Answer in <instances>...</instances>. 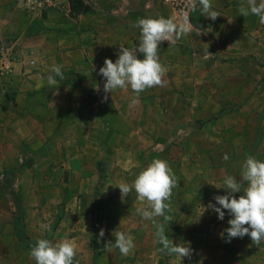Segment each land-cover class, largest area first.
Here are the masks:
<instances>
[{
    "label": "crops",
    "instance_id": "0c3cea01",
    "mask_svg": "<svg viewBox=\"0 0 264 264\" xmlns=\"http://www.w3.org/2000/svg\"><path fill=\"white\" fill-rule=\"evenodd\" d=\"M82 1L88 8L75 16L69 14L64 0L56 10L37 18L27 15L18 0H0V44L13 45L15 59L12 73L0 81L1 159L38 162H27L17 173L24 182L15 181L11 187L19 197L29 246L15 236L11 216L0 219V264H36L30 250L41 239L39 201H27V191L36 186L26 178L39 177V146L45 145L55 147L52 151L58 158L54 160L65 161L56 167L58 174L61 170L73 176L115 178L112 185L104 184L105 193L110 189L120 194V183L132 182L154 159L166 160L179 178L166 211L171 221L165 222L174 230L167 236L174 244L192 249L191 258L182 259L165 251L168 264H264V241L256 246L245 235L226 243L224 230L231 219L227 210L219 220L214 211L202 208L215 204L214 196L226 194L228 175L242 184L243 191L247 183L241 177L242 166L206 170L201 164L214 165L225 154L242 165L249 155L264 162V133L255 148L232 151L231 146L249 142L252 124L235 118L229 84L216 83L233 76L208 71L212 53L224 51L221 47L228 42L251 41L249 34L259 27L260 18L240 16L238 9L242 3L247 6L246 0H211L212 10L220 14L214 21L202 15L198 5L189 15L202 34L161 42L159 59L167 69L164 86L146 89L132 104L135 93L130 87L103 92L105 80L97 74L99 68L105 58L115 62L120 46L138 47L140 30L133 27L138 19L164 17L179 22L182 15L158 0ZM137 58L143 59V54L137 52ZM54 65L61 66L65 79L55 77L58 84L49 86L47 76H55ZM220 112L222 116L210 118ZM191 143L214 149L189 157L185 147ZM160 146L165 149L159 155L154 150ZM220 146L229 147L221 152ZM194 161L200 165L191 171L188 164L194 166ZM130 193L136 196L134 190ZM233 195L238 198L242 193ZM133 202L138 208L146 207L137 199ZM32 209L33 220L28 217ZM63 220L53 232L55 242L63 240L59 232L67 218ZM69 241L75 244L74 238ZM87 241L83 239V245Z\"/></svg>",
    "mask_w": 264,
    "mask_h": 264
},
{
    "label": "rangeland",
    "instance_id": "374dc122",
    "mask_svg": "<svg viewBox=\"0 0 264 264\" xmlns=\"http://www.w3.org/2000/svg\"><path fill=\"white\" fill-rule=\"evenodd\" d=\"M249 36L251 41L228 42L221 47L224 51L213 52L210 57L212 67L208 70L212 73L233 76V80L228 82L217 80L216 83L229 84V89L234 96L230 99L234 100L233 104L237 111L235 118L252 124L249 142L231 146L232 151L235 147L236 152L243 147L255 148L259 137L264 133V24L260 22L259 27H254ZM20 59L22 60L21 56ZM199 71L204 70L199 67ZM244 105L247 109L243 108ZM189 115L194 116L195 114ZM222 115L220 112L210 118L217 119ZM21 147L23 148L21 153H24V147L27 145ZM228 147L220 146L221 152ZM54 148L52 145L39 146V177L26 178V182L30 180L31 184L36 186V189L30 188L26 196L27 201H39L37 209L39 238L49 239L56 243L53 239V232L59 221L62 220L64 223L63 219L67 218L59 235L63 237V240L74 238L77 250L76 264H166L165 251H160L162 245L157 242L153 222L142 218L137 213V204L133 202L136 201V196L129 193L126 198L121 199V194L111 192L110 189L109 192H102L105 183L112 185L116 181L112 177L107 178L104 175L91 177L89 174L73 176L61 170L58 174L56 167L65 161L54 160L58 158L56 153L53 154L52 149ZM160 148L157 151L154 149L151 151L154 150L160 155L165 149L163 146ZM185 148L188 150L189 157L195 158L196 153L212 151L214 146L205 143H191ZM3 154L0 150V219L9 216L14 219L20 204L18 194L14 193L11 187L15 181H18L19 185L24 182L23 178L22 181L20 180L21 177L17 176V173L28 165L29 161L24 158H21V161L16 160V157L13 161H5L1 159ZM48 157L50 160H47ZM194 163V166L188 164L189 170L195 171L199 168L200 162L194 161ZM201 164L206 170L233 164L237 168L242 166V162L232 160H216L213 161L214 165L209 166H206L205 162ZM126 182L131 183L127 179ZM33 210L28 216L31 220L35 218ZM156 221L164 224L166 235L174 232L173 227L166 224L163 217H157ZM45 225H50L51 230H46ZM100 229L104 230L103 237H99ZM117 231L134 237L135 247L126 256L115 247V232ZM22 232L24 234L23 229ZM91 234L92 241L90 240ZM85 238L88 240L86 246L83 245Z\"/></svg>",
    "mask_w": 264,
    "mask_h": 264
},
{
    "label": "clouds",
    "instance_id": "9594fccd",
    "mask_svg": "<svg viewBox=\"0 0 264 264\" xmlns=\"http://www.w3.org/2000/svg\"><path fill=\"white\" fill-rule=\"evenodd\" d=\"M201 14L216 20L220 14L212 10L211 0H198ZM246 5L241 4L238 11L240 16L256 15L260 22L264 24V0H246ZM186 8L195 11L197 0H187ZM189 11L182 13L179 22L170 18H140L133 27L139 28L138 47L129 49L121 47L118 58L113 62L105 58L104 66L99 68L98 75L105 80L103 92L112 93L116 89H127L135 93L132 104L139 102L140 93L148 88L163 87V77L167 69L161 64L159 59L160 44L163 41L175 42L186 35L195 33L197 36L202 34L199 27H194L190 22ZM137 52L143 54V59L137 58ZM210 55V54H209ZM94 65H92V71ZM52 72L55 74L47 76L49 86H55L58 81L65 79L61 66H53ZM107 96L104 97L106 99ZM227 161L229 157L224 155ZM241 177L247 183L246 187L231 175L224 179L226 186L225 195L213 197L215 204L209 202L202 207L203 211L210 209L217 214L219 220L225 217V211L231 219L228 220L229 227L226 232L225 242H231L232 238H243L249 236L252 244L259 246L264 241V162L254 156H247L241 171ZM179 178L175 175L168 162L164 159H154L150 164L136 174L131 184L122 182L117 187L120 190L121 199L126 198L133 190L136 199L146 207L137 208V213L146 220L153 222L157 237V242L162 245L160 251H166L169 255H176L180 259L191 258L192 249L182 244H174L166 235L165 226L156 221L157 217H163L168 223L171 217L166 215L170 210V198L172 191L177 188ZM234 193H242L238 198ZM216 205H219L217 207ZM45 229L50 231L51 226L45 225ZM104 236V230L100 229L99 237ZM115 247L122 255H128L135 247L134 237L123 232H115ZM76 245L65 239L53 243L49 239H38L30 250V256L36 264H76Z\"/></svg>",
    "mask_w": 264,
    "mask_h": 264
},
{
    "label": "built area",
    "instance_id": "2783aa9c",
    "mask_svg": "<svg viewBox=\"0 0 264 264\" xmlns=\"http://www.w3.org/2000/svg\"><path fill=\"white\" fill-rule=\"evenodd\" d=\"M64 0H18L20 8L31 17H41L43 14H47L53 10H56L58 6ZM169 6L174 12L182 15L184 11H189L186 8L187 0H158ZM199 3L197 0V7ZM15 59L13 53V45L4 44L0 46V79L4 76H9L14 67ZM28 65H32L33 61L29 60Z\"/></svg>",
    "mask_w": 264,
    "mask_h": 264
},
{
    "label": "trees",
    "instance_id": "16d2710c",
    "mask_svg": "<svg viewBox=\"0 0 264 264\" xmlns=\"http://www.w3.org/2000/svg\"><path fill=\"white\" fill-rule=\"evenodd\" d=\"M68 8L69 14L71 16H75L81 12H85L87 10V5L83 3L82 0H68ZM10 179L12 178L9 177ZM23 224H22V209L21 206H18L17 214L13 219V231L15 236L24 243L26 247L29 246L27 237L22 232ZM90 240L92 241V234Z\"/></svg>",
    "mask_w": 264,
    "mask_h": 264
}]
</instances>
